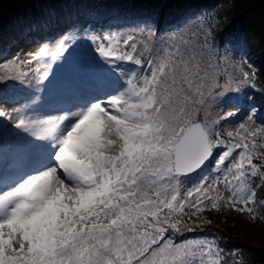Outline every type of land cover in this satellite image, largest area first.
<instances>
[{"label": "snow or ice", "instance_id": "1", "mask_svg": "<svg viewBox=\"0 0 264 264\" xmlns=\"http://www.w3.org/2000/svg\"><path fill=\"white\" fill-rule=\"evenodd\" d=\"M208 20L187 38H161V47L152 46V14L139 38L73 23L55 41L57 73L45 63L31 97L10 101L0 88V102H13L11 112L0 107V150L10 145L18 169L12 183L0 179V264H250L218 238L185 237L203 227L205 211L264 219V123L255 102L248 98L250 123L222 125L236 115L222 110L230 93L264 88L254 68L221 82L219 51L233 45L218 44L222 21ZM72 36L91 47L70 52ZM48 54L43 43L34 59ZM49 87L63 105L54 120L35 114Z\"/></svg>", "mask_w": 264, "mask_h": 264}, {"label": "trees", "instance_id": "2", "mask_svg": "<svg viewBox=\"0 0 264 264\" xmlns=\"http://www.w3.org/2000/svg\"><path fill=\"white\" fill-rule=\"evenodd\" d=\"M148 14L159 21L158 33L181 31L188 24L198 28L210 22L209 17L222 21L213 34L218 44L231 42L233 46L227 50L221 47L219 56L240 57L245 71L256 70L257 85L264 88V0H0V77L24 72L28 79L30 71L23 62L16 65L7 62L15 61L23 46L58 39L73 23L85 29L142 27V18ZM236 41H240V47L236 46ZM19 47L22 48L17 49ZM0 85L10 101L21 99L29 91L19 81L5 79ZM249 97L258 109L257 124L264 123V95L245 87L223 106V109L237 110L234 118L222 121L223 126L234 129L239 123H250L246 121ZM10 150V145L5 143L0 150V161L9 157ZM211 168L212 163H209L201 175H209ZM257 198L264 199V187L257 189ZM198 223L203 227L194 233H185V237L213 235L227 251L234 248L241 251L242 255L234 259L264 264V219L251 221L247 213L225 209L205 211ZM185 237L177 236V240Z\"/></svg>", "mask_w": 264, "mask_h": 264}, {"label": "rangeland", "instance_id": "3", "mask_svg": "<svg viewBox=\"0 0 264 264\" xmlns=\"http://www.w3.org/2000/svg\"><path fill=\"white\" fill-rule=\"evenodd\" d=\"M86 30L92 32L93 34H99L102 37H106L108 34H112V35L136 34L137 37L139 38L140 27L130 25V26H127L124 28L123 27L119 28V29H107V28L99 29L97 27V28H88ZM196 30H197V27L195 24H190V25L188 24L181 31L168 32V33L159 32L157 37L155 38V40L152 42V46L153 47H161V38L166 39L168 36L173 35V34H176L177 36L179 34H185V36L187 38V35H190L191 32H194ZM71 38L75 41V44L73 45L72 48H69L70 52H72L73 49H75V52L79 53L81 50L91 47V45L89 44V42L87 40L78 39L75 36H72ZM56 40H57L56 38H53L51 40H48V42L38 41V42L31 43L27 46H23L24 48L22 50H20L18 54H16V59H15V61H17L16 64L23 62L26 69L28 71H30L29 78L26 80L32 81L31 84H29L27 82H25L23 84L26 88L29 89V91H28L27 95H25L24 97H22L21 99L18 100L21 103H23L25 100H27L29 97H31V95L34 92L37 91V89L34 87V85L36 83L38 76L43 71L45 63H47V62L52 63L53 73H57L59 64L62 63V61H53L52 60V57L54 56V53H55V48H56L55 41ZM43 43L49 44V54H48V57L42 58L39 61H37L34 59V57H35V54L37 53V51L39 50V47ZM140 47H141V45L138 44V49ZM20 48H22V47H19L17 49H20ZM65 55H67V53H65ZM7 63L10 65H16V64L9 63V62H7ZM218 64H219L218 71L220 72L221 82H223V80L226 78V76L228 74H231L234 78H239L241 71H245V68H244L245 66L242 62V59H240V57H237L234 55L221 54L218 58ZM38 69H39V71H37ZM0 87H1V85H0ZM38 94L40 95L42 102L35 107V114L36 115L43 116V117H50L51 119L54 120L58 115L62 114L60 109L63 107V105L60 103L59 95L55 89L49 87L48 89H46L42 92H39ZM236 94H238V93H230L229 96L232 97ZM0 107L5 108V110L11 112L13 110V102H9L7 104L0 102ZM225 109H222L223 112H225V113L228 111H232V112H235L237 114V110H234L230 107L228 109L227 108H225ZM230 118H234V116L230 117ZM9 153H10L9 157L4 158L3 160L1 159L2 161H0V179L4 176L3 169H6L9 164L11 165V167L17 169V167L14 165V162H12L14 154L11 150ZM11 172L14 173V171H11ZM10 173H8L6 175V178L8 179L7 182L9 184L12 183V181L17 178L16 177L17 172L12 174L13 175L12 177H11ZM203 176H209V175L205 174ZM2 180H4V179H2ZM188 186L189 187L191 186V182H188ZM2 190L3 189L0 188V191H2ZM225 195H227V193H225ZM197 237H206L208 239L217 238L213 235H208V234L203 235V236H197Z\"/></svg>", "mask_w": 264, "mask_h": 264}, {"label": "water", "instance_id": "4", "mask_svg": "<svg viewBox=\"0 0 264 264\" xmlns=\"http://www.w3.org/2000/svg\"><path fill=\"white\" fill-rule=\"evenodd\" d=\"M1 88V87H0Z\"/></svg>", "mask_w": 264, "mask_h": 264}]
</instances>
